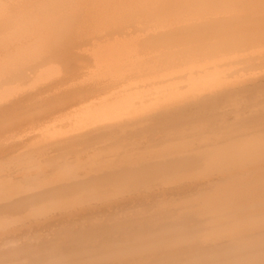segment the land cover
Instances as JSON below:
<instances>
[{"label": "bare ground", "instance_id": "bare-ground-1", "mask_svg": "<svg viewBox=\"0 0 264 264\" xmlns=\"http://www.w3.org/2000/svg\"><path fill=\"white\" fill-rule=\"evenodd\" d=\"M0 264H264V0H0Z\"/></svg>", "mask_w": 264, "mask_h": 264}, {"label": "rangeland", "instance_id": "rangeland-1", "mask_svg": "<svg viewBox=\"0 0 264 264\" xmlns=\"http://www.w3.org/2000/svg\"><path fill=\"white\" fill-rule=\"evenodd\" d=\"M138 35L141 37L140 33H138ZM135 36H136V35H135ZM139 36H138V37H139ZM142 36H143V35H142ZM89 48H90V47H89ZM92 51H93V50H91V52H92ZM93 52H94V51H93ZM93 54H94V53H93ZM54 66L56 67V65H54Z\"/></svg>", "mask_w": 264, "mask_h": 264}]
</instances>
